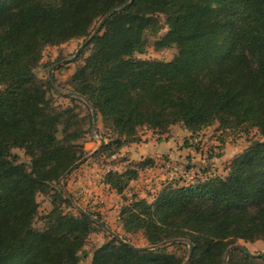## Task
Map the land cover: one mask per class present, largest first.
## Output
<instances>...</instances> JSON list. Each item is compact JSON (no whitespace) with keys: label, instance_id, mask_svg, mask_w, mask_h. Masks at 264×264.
I'll return each mask as SVG.
<instances>
[{"label":"trees","instance_id":"16d2710c","mask_svg":"<svg viewBox=\"0 0 264 264\" xmlns=\"http://www.w3.org/2000/svg\"><path fill=\"white\" fill-rule=\"evenodd\" d=\"M131 1L0 0V264H79V252L99 226L85 215L64 214L57 202L46 228L34 226L38 195L52 182L60 187L63 175L85 158L77 132L58 137L61 126L67 132L77 125L75 110L53 106V81L42 82L36 69L46 47L85 42L106 15ZM161 16L168 31L154 47L175 45L178 56L168 62L138 57L146 53L147 33L164 29ZM87 51L70 84L117 135L116 149L137 143L141 128L163 135L175 125L193 134L215 124L222 133L256 129L261 137L232 160L225 178L169 183L152 202L134 195L120 211L123 230L141 233L151 246L186 239L193 243L188 264H224L230 246L263 240L264 0H133L104 22L80 56ZM136 164L108 172L105 185L124 195L145 168L155 167L151 158ZM55 193L72 205L61 189ZM166 250L138 251L112 239L92 264L186 260ZM231 255L237 260L227 264H264L241 250Z\"/></svg>","mask_w":264,"mask_h":264},{"label":"rangeland","instance_id":"374dc122","mask_svg":"<svg viewBox=\"0 0 264 264\" xmlns=\"http://www.w3.org/2000/svg\"><path fill=\"white\" fill-rule=\"evenodd\" d=\"M165 20V16H161L164 29L157 35L152 32L147 33L146 53L138 55V57L168 62L178 56L179 48L175 45L162 50H156L154 47L156 40L168 31ZM84 40L85 38L74 39L59 46L46 47L40 66L36 69L39 79L46 83L50 79L49 70L53 68L54 90L49 91L48 98L56 109L73 108L77 116V125L67 132L63 126L60 127L59 139L77 132L78 135L74 136L76 142L82 145L84 157L89 158L64 179V189L61 188V185L59 187L56 182H52L47 192L38 195L39 208L34 226L38 231H43L46 228L44 220L54 210V202H57L58 210L64 214L75 216L80 214L73 202L72 205H69L56 195L55 192L61 189L64 193H70L75 203L84 210L99 215L110 230L120 235L121 241L136 247H149L151 245L141 233L128 234L122 228L119 215L128 200L136 195L138 198L152 202L162 187L169 183L189 186L206 182L211 178H225L232 160L261 137L256 129L246 132L227 131L222 133L217 131L219 125L215 124L193 134L185 130L183 126L175 125L163 135L153 133L147 128H141L135 139L138 140L137 143L116 149L114 140L117 135L104 125L102 117L97 112V118L94 121L92 106L86 103L81 95L75 93L74 87L70 84L72 76L84 65V59L91 53L87 51L75 62L69 61L75 56ZM62 62L65 64L60 65ZM69 97H73L75 100ZM222 138L224 143L221 141ZM101 139L105 140L106 145L110 144L112 147L103 152L99 151L97 154ZM13 152L19 155L20 162L30 163V158L23 150L16 149ZM141 158L153 159L155 167L145 168L141 172L142 176L130 184L124 195H119L109 186H104L108 172L122 173L131 167L136 168L138 167L136 163L140 162ZM112 239L116 238L100 225L95 227L79 252L81 259L79 264H92L94 253L111 242ZM182 240L185 242L180 243L184 245L171 244L168 241L155 246H160L157 249L166 248L168 253L176 255L180 259L186 258L183 263L185 264L189 255L191 258L192 252L190 253L189 241ZM238 244L246 246L254 254H264V239L254 242L241 240ZM234 251L236 250L232 252ZM226 252L223 256L224 261ZM232 252L229 254L226 264L230 258L237 260L235 257L238 255L232 256Z\"/></svg>","mask_w":264,"mask_h":264},{"label":"water","instance_id":"95a60500","mask_svg":"<svg viewBox=\"0 0 264 264\" xmlns=\"http://www.w3.org/2000/svg\"><path fill=\"white\" fill-rule=\"evenodd\" d=\"M132 1H133V0H132ZM132 1H131L130 3H128V4H126L124 7L119 8V9H116V10L110 12L108 15H106V16L103 18V20L100 22L99 26L95 29V31L93 32V34L91 35V37H90L88 40H86V41L84 42V44H82V45L78 48V50H77L75 56H74L71 60H69V61H70V62H75V61L78 59V57L80 56L81 52H82V51H83V50H84V49L90 44V42H91V41H92V40L98 35V33L100 32V29H101V27L103 26L104 22H105V21H106V20H107L112 14L123 12L126 8H128V7L130 6V4L132 3ZM62 64H65V62H62L60 65H62ZM52 71H53V68H52L51 70H49V78L53 81ZM84 100H85L86 103L90 104V102H89L88 99L84 98ZM92 115H93V119H94V121H96L97 113H96V111H95L94 108H93V113H92ZM100 141H101V144H100V146H99V148H98L97 151H100V150L106 145V142H105L104 139H101ZM88 158H89V157H85V158H83L80 162L74 164V165H73V166H72V167L66 172V174H65V175L61 178V180H60V185H61V188H62V189L65 188L64 185H63V181H64V179H65L68 175H70L71 172H72L73 170H75L78 166H80L81 164H83L84 162H86ZM65 194H66V195L70 198V200L75 204V207H76V209L78 210V212H79L80 214L85 215V216H87L88 218H91L94 222L98 223L103 229H105V230H106L111 236H113L114 238H116V239H118V240L121 239L120 235H118V234L115 233L114 231L110 230V229L106 226V224H105L104 222L100 221V220H99L98 218H96V217L91 216L86 210H84L81 206H79L78 204H76L74 198L72 197V195H71L70 193L65 192ZM180 242H185V240H182V239H174V240L170 241L169 243H171V244H175V243H180ZM130 246L133 247L134 249L138 250V251H152V250H155V249H157L158 247H160V246L136 247V246H134V245H132V244H130ZM161 246H164V245H161ZM189 249H190V253H191V252H192V249H193V243H191V242H189ZM233 250H241V251H243L246 255H248V256L251 257V258H258V259H262V260H264V254H254V253H252V252H251L246 246H244V245H242V244H236V245L230 247V248L227 250V252H226V256H225L224 264H226V262L228 261L229 254H230ZM189 259H190V255H189V258H188V260L186 261L185 264H188Z\"/></svg>","mask_w":264,"mask_h":264},{"label":"crops","instance_id":"0c3cea01","mask_svg":"<svg viewBox=\"0 0 264 264\" xmlns=\"http://www.w3.org/2000/svg\"><path fill=\"white\" fill-rule=\"evenodd\" d=\"M151 145H153L152 143H150ZM146 150H147V148H146ZM141 157H143V156H141ZM151 157H153V156H151ZM143 159H145V158H141L140 160H143ZM142 176V173L140 174V177ZM133 183V182H132ZM103 185V184H102ZM105 187H108L107 185H104ZM108 224V223H107Z\"/></svg>","mask_w":264,"mask_h":264}]
</instances>
